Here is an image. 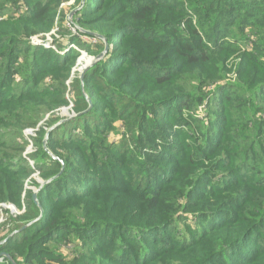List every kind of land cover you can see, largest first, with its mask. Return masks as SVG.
Instances as JSON below:
<instances>
[{
    "label": "trees",
    "instance_id": "16d2710c",
    "mask_svg": "<svg viewBox=\"0 0 264 264\" xmlns=\"http://www.w3.org/2000/svg\"><path fill=\"white\" fill-rule=\"evenodd\" d=\"M66 1L0 0V203L23 210L5 209L0 252L16 264H264V0H85L73 33ZM77 26L108 45L84 74L92 108L50 131L63 171L37 191L41 218L7 238L39 214L26 185L61 168L43 147L59 117L24 129L67 103L69 44L104 48ZM52 30L68 44L41 43ZM119 122L121 143L107 136Z\"/></svg>",
    "mask_w": 264,
    "mask_h": 264
},
{
    "label": "rangeland",
    "instance_id": "374dc122",
    "mask_svg": "<svg viewBox=\"0 0 264 264\" xmlns=\"http://www.w3.org/2000/svg\"><path fill=\"white\" fill-rule=\"evenodd\" d=\"M74 0H69V1H66L63 6H66V11L64 12V14L66 15V20L64 23L67 24V26L70 27V30L71 32H75V28L72 25L73 23V20H72V17H73V14L79 10L80 6H81V2L79 4L77 3H73ZM13 10V9H12ZM70 16V17H69ZM71 18V20L68 19ZM72 22V23H70ZM70 23V24H69ZM65 24V25H66ZM56 28V27H55ZM56 30H52L50 31L48 34L45 35V38L43 39V41L41 42L42 38L40 37V35H37L35 37H33V41L37 42V43H44L45 46L47 47H50L52 45V34L54 33L56 35L57 38H59V40L63 43V44H68V33H58L56 34L55 32ZM38 40H40V42H38ZM70 47L72 48H75L76 51H78V57L76 59V63L74 65V67L72 68V72L70 74V76L68 77L67 81L65 82L66 83V86H65V91H64V97L66 98V104L64 105H61L60 107L54 109V110H51L49 112H46L44 114V116L37 122V124L35 125V127H28L26 129H24L23 131V135L24 137H27L28 135H33L34 134V131L36 129H38V126L40 124H43L44 122H46V120H48L50 117H54V116H58V120L55 121L54 123H51L48 127H46V130L47 128L51 127L52 125H54L56 122H58L59 120H64L62 123L70 120V119H73L75 117H78L84 113H79V112H76L73 108V101H72V98H74L75 94H76V91H75V88L74 86H76L78 84V81L76 78H79V74H80V71H81V68L86 65V63H89L90 60L92 59L93 56H96L97 54H99L101 51H99L96 55H92V54H88L85 49H83L81 46L79 45H72V44H69ZM106 54V53H105ZM104 54V55H105ZM103 55V57H104ZM102 57V58H103ZM234 59L232 58V61ZM94 65V64H92ZM91 65V66H92ZM90 66V67H91ZM89 67V68H90ZM88 68V69H89ZM87 69V70H88ZM86 70V71H87ZM85 71V72H86ZM85 74V73H84ZM228 78H230L231 80L234 78V75L232 74V72H230L228 74ZM83 79H84V76H83ZM225 83V82H224ZM79 84H80V79H79ZM84 90V89H83ZM85 92V91H84ZM86 93V92H85ZM81 112V111H80ZM74 114V115H72ZM61 124V123H60ZM59 124V125H60ZM119 125H116V128L115 129H112V131L110 132V135L108 134L107 136H109L110 140L114 141L115 139L118 140V143H121V141H119L123 136L128 138V135L124 133V127L122 125L121 122L118 123ZM58 126V125H57ZM45 136V135H44ZM31 143V142H30ZM32 151V144H29L27 149H26V152H30ZM30 164L34 165L33 163V160H30ZM37 173H34L32 174L33 177H36ZM38 179L40 178H37V181ZM39 183V182H38ZM27 188H30L32 191L34 188H37V186H34V185H30V184H27L26 185ZM32 191H31V194H32ZM4 204L6 203H2L0 204V222H2L5 218H6V213H5V209H8V212L9 213H14V215L16 214H20L23 212L22 209H19L18 207H16L15 205L13 204H10V205H5ZM75 243H78V241H75ZM73 245V243L71 244H67L66 247L67 248H71ZM62 247V246H61ZM65 249V248H64ZM47 264H57L55 262H52V261H46ZM39 264V263H38Z\"/></svg>",
    "mask_w": 264,
    "mask_h": 264
},
{
    "label": "water",
    "instance_id": "95a60500",
    "mask_svg": "<svg viewBox=\"0 0 264 264\" xmlns=\"http://www.w3.org/2000/svg\"><path fill=\"white\" fill-rule=\"evenodd\" d=\"M84 3H85V0H81V6H80V8L84 5ZM80 8H79V9H80ZM69 17H70V16H69ZM69 17H68V19L71 20V18H69ZM77 29H78V30H81V31H84V32H87V33H89L90 35H93V36H95V37L102 38V39L104 40V42H105V43H104V48H103V50H102L99 54H97L96 56H93L92 59L90 60V62H89V63H86V65H84V66L81 68V71H80V74H79L80 87H81V89H82V94H83V96L85 97V99H86V101H87V104H88V106L86 107V109H84L83 111H81V112H79V113H85V112H87L88 110H90V109L92 108V100H91L90 96L87 95V94L84 92V90H83V76H84V73H85V71H86V70H87L92 64L96 63L97 61H99V60L103 57V55L107 52L108 45H107V43H106L105 38L102 37L100 34H98V33H94V32H91V31H86V30H84V29L79 28L78 26H77ZM72 115H74V114H72ZM63 121H64V120H59V121L56 122L54 125H52L51 127L47 128L46 133H45V136H44V138H43V147H44V149H45V150L50 154V156H51L52 158H54V159H58V157L55 156V155H53V154L48 150V148H47V146H46V140H47V138H48V135H49L50 131H51L52 129H54L57 125H59L60 123H62ZM58 160H59L60 163H61V168H60L59 172H58L57 174H55V175H53V176H51V177L45 179V180H44V179H38L39 186H38L37 188H34L33 191H32L31 197H32V200L34 201V203H35V204L38 206V208H39V214H38L34 219H32L30 222H28V223L24 224L23 226H21L19 229H15L14 231H12V232L8 235L7 238H9V237H11L12 235H14L15 233H17V232H19V231L25 229L27 226H29V225L32 224L33 222L39 220V219L41 218V216L43 215V209H42V207H41V205L39 204L38 199H37V191L41 188V186H43L44 184L48 183L49 181H51L52 179H54L55 177H57L58 175H60V174L62 173V171H63V167H64V162H63V160H61V159H58ZM5 240H6V239L0 241V243H3ZM2 258H6V259H8L9 261H11L13 264H16V263L14 262V260L12 259V257L10 256V254L7 253V252H4V251L0 252V259H2Z\"/></svg>",
    "mask_w": 264,
    "mask_h": 264
},
{
    "label": "built area",
    "instance_id": "2783aa9c",
    "mask_svg": "<svg viewBox=\"0 0 264 264\" xmlns=\"http://www.w3.org/2000/svg\"><path fill=\"white\" fill-rule=\"evenodd\" d=\"M34 37H35V36H34ZM33 39H34V38L32 37V38H31V41H32L33 43H37V42L33 41ZM38 42H40V40H38ZM0 204H2V203H0ZM5 205H10V204H4V206H5ZM4 209H6V208H4ZM13 214H14V213H13Z\"/></svg>",
    "mask_w": 264,
    "mask_h": 264
}]
</instances>
